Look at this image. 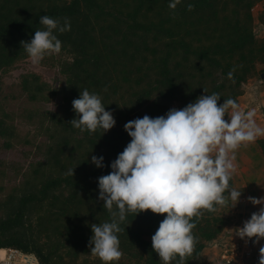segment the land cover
Wrapping results in <instances>:
<instances>
[{
	"label": "trees",
	"instance_id": "1",
	"mask_svg": "<svg viewBox=\"0 0 264 264\" xmlns=\"http://www.w3.org/2000/svg\"><path fill=\"white\" fill-rule=\"evenodd\" d=\"M262 1L181 0L173 13L169 0H0V92L5 73L29 59L21 41L43 29L41 16L67 18L71 25L56 33L61 53L70 56L59 65L64 85L53 87L36 73L19 81L29 101L57 102L55 110L28 112L30 128L21 131L0 100L3 148H32L11 189L1 171L0 248L33 253L41 264H102L89 247L91 225L111 219L98 199V179L131 141L125 124L166 116L174 105L183 109L205 94H219L218 104L238 103L249 82L264 74L258 70L264 41L255 35L251 11ZM259 19L264 23V13ZM85 88L113 114L112 129L81 133L70 125L77 118L72 102ZM257 145L264 157V138ZM92 156H102L104 166L96 167ZM164 218L151 211L128 214L117 234L123 256L113 264H163L151 238ZM192 222L196 244L183 264H202L198 259L229 227L228 219L219 210L204 211ZM171 264H181L180 258Z\"/></svg>",
	"mask_w": 264,
	"mask_h": 264
},
{
	"label": "clouds",
	"instance_id": "2",
	"mask_svg": "<svg viewBox=\"0 0 264 264\" xmlns=\"http://www.w3.org/2000/svg\"><path fill=\"white\" fill-rule=\"evenodd\" d=\"M180 4L181 0H169L168 7L175 13ZM186 8L193 11L194 5L188 3ZM39 24L43 29L35 30L30 42L21 41L31 63L37 66L45 56L61 52L62 42L56 33L71 30L67 18L61 23L43 15ZM228 78H232L231 71ZM218 101L219 94H205L166 116L145 115L125 124L131 141L111 163L112 171L98 179V199L111 219L91 225L89 247L102 264H113L123 256L117 234L124 231L120 225L130 213L151 211L164 216L151 238L152 249L163 264H171L177 256L183 264L196 244L193 219L204 211L214 213L229 202L233 207L239 202L241 191L230 186L237 171L235 153L264 136V128L255 123L254 111H241L231 98L222 104ZM72 105L77 118L70 125L81 133H94L98 128L106 132L115 126L102 98L87 88ZM91 162L98 168L104 166L102 156H92ZM248 201L259 205V211L236 229V235L242 240L255 238L253 242L259 244L264 240V197H248ZM259 264H264V246L259 249Z\"/></svg>",
	"mask_w": 264,
	"mask_h": 264
},
{
	"label": "rangeland",
	"instance_id": "3",
	"mask_svg": "<svg viewBox=\"0 0 264 264\" xmlns=\"http://www.w3.org/2000/svg\"><path fill=\"white\" fill-rule=\"evenodd\" d=\"M264 13V0L259 3L255 17V29L256 37L259 41H264V23L260 21L261 14ZM70 56L65 53L53 54L45 56L41 63L33 65L30 59L21 62L15 66L9 72L4 75L3 89L0 92V100L2 101L6 111L12 115L14 124L18 126L21 131L29 130L30 126L27 120V113L30 111L48 112L53 111L56 108L57 102L51 103H34L28 100V98L22 93L19 86L20 77L26 73H36L40 75L45 81L49 82L53 87H60L65 83V77L60 72V63ZM264 64H259L258 69L261 71ZM264 74L256 75L246 87L247 98L240 100V110L247 113L254 111L255 123L264 128ZM242 102L245 105L242 106ZM255 105L257 108L253 109ZM251 106V107H250ZM173 109L179 110L177 105H174ZM264 136L257 138L261 139ZM255 143L248 144L247 146H241L236 155L237 171L233 175L235 181V189L241 191L240 198H244V202H238L235 207L229 202V205L224 208H220V214L228 219L229 227L225 229V234L229 235L233 225L235 223H244V221L250 219L254 212H258L260 206L252 205L248 201V197L261 198L264 197V157ZM31 147L24 145H17L10 150H6L2 146V140H0V178L2 170H5L3 184L8 189H11L15 184H18V176L16 175L18 168L26 169L29 165L31 158L27 157ZM240 169V170H239ZM239 170V171H238ZM12 178V180H11ZM15 179V180H13ZM239 198V199H240ZM233 207V208H232ZM220 243V239H217ZM212 244L209 243L204 252L203 259H198V263L202 264H216L215 258L218 252L215 249L210 248ZM261 246H264V240H261L259 244H256L259 250Z\"/></svg>",
	"mask_w": 264,
	"mask_h": 264
},
{
	"label": "built area",
	"instance_id": "4",
	"mask_svg": "<svg viewBox=\"0 0 264 264\" xmlns=\"http://www.w3.org/2000/svg\"><path fill=\"white\" fill-rule=\"evenodd\" d=\"M259 3L252 8L253 15L256 13ZM264 25V24H263ZM256 35V31H255ZM244 202V198L239 199ZM243 224L238 223L231 229L230 234L210 242L209 246L218 252L216 253V264H259V250L253 240L241 239L236 235V229L242 228ZM0 264H41L33 253H27L14 247L0 248Z\"/></svg>",
	"mask_w": 264,
	"mask_h": 264
},
{
	"label": "crops",
	"instance_id": "5",
	"mask_svg": "<svg viewBox=\"0 0 264 264\" xmlns=\"http://www.w3.org/2000/svg\"><path fill=\"white\" fill-rule=\"evenodd\" d=\"M262 68H264V67H262ZM259 70V69H258ZM245 88H244V94L239 98V102H240V100H244L245 101V99L247 98V92H245ZM239 102H238V104H239ZM240 104H242V106L243 105H245V102H242V103H240ZM245 106H247V105H245ZM251 107V106H250ZM253 107H255V108H253V109H256L257 107L255 106V105H253ZM240 170V169H239ZM238 170V171H239ZM224 233H225V231L222 233V235L219 237V239L224 235ZM203 256H204V252L202 253V255H201V257L199 258V259H203Z\"/></svg>",
	"mask_w": 264,
	"mask_h": 264
}]
</instances>
